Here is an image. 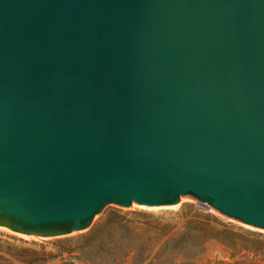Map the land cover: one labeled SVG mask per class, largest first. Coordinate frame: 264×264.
<instances>
[{"label": "water", "instance_id": "obj_1", "mask_svg": "<svg viewBox=\"0 0 264 264\" xmlns=\"http://www.w3.org/2000/svg\"><path fill=\"white\" fill-rule=\"evenodd\" d=\"M185 195L264 231V0H0V227Z\"/></svg>", "mask_w": 264, "mask_h": 264}, {"label": "rangeland", "instance_id": "obj_2", "mask_svg": "<svg viewBox=\"0 0 264 264\" xmlns=\"http://www.w3.org/2000/svg\"><path fill=\"white\" fill-rule=\"evenodd\" d=\"M193 213L202 224L196 225ZM203 242L204 252L194 260L154 258L163 247L183 248L188 239ZM197 238V242H196ZM130 247L141 255L122 252ZM247 249L231 257V249ZM147 252H152L145 257ZM264 264V231L206 208L190 195L176 205L160 207L101 205L78 231L39 238L0 227V264Z\"/></svg>", "mask_w": 264, "mask_h": 264}, {"label": "trees", "instance_id": "obj_3", "mask_svg": "<svg viewBox=\"0 0 264 264\" xmlns=\"http://www.w3.org/2000/svg\"><path fill=\"white\" fill-rule=\"evenodd\" d=\"M192 218L194 219V221H196V225H200L202 227H207V225H204L201 223V221H206L205 219L203 220V218H201L199 216V214L197 213H193ZM1 225H6L7 222L6 221H0ZM71 231L70 227L68 224H62L59 225L57 227V232L58 233H69ZM207 239H209V237H206L204 239V241H202V243H198V245H195L194 240L191 238L188 239V244L184 245L183 248H179V247H167V246H163L157 250H155L154 253V258H177L180 257L181 259H185V260H194L197 259L198 257H200V255L203 254L204 249H203V242H205ZM196 242H197V238H196ZM140 250L138 249H134L132 247H130L129 249H127V251L122 252V257H125L129 254H132L133 257H136L137 255H141ZM241 252H245V253H249L250 251L247 249H243V248H239V249H231V253L230 256H236L238 254H240ZM150 254H152V252H147L145 257L150 256ZM123 264V263H121ZM130 264H134V263H130ZM141 264V263H140ZM169 264H173V263H169ZM220 264V263H217Z\"/></svg>", "mask_w": 264, "mask_h": 264}, {"label": "bare ground", "instance_id": "obj_4", "mask_svg": "<svg viewBox=\"0 0 264 264\" xmlns=\"http://www.w3.org/2000/svg\"><path fill=\"white\" fill-rule=\"evenodd\" d=\"M162 207V206H161ZM148 208V207H147Z\"/></svg>", "mask_w": 264, "mask_h": 264}]
</instances>
